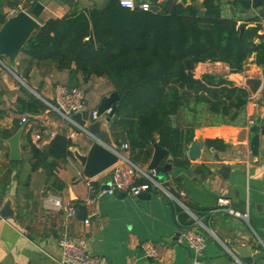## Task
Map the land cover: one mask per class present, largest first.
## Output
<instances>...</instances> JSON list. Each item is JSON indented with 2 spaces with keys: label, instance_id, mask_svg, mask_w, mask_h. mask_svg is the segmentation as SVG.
<instances>
[{
  "label": "crops",
  "instance_id": "1",
  "mask_svg": "<svg viewBox=\"0 0 264 264\" xmlns=\"http://www.w3.org/2000/svg\"><path fill=\"white\" fill-rule=\"evenodd\" d=\"M135 1L137 5L148 3V0ZM161 1L163 0H158V4ZM216 1L223 17L240 20L239 24L257 16L260 6L264 3L262 0L259 7L247 10L242 9L239 4L238 7L234 6L230 0ZM108 2L110 1L38 0L37 3L43 6V11L36 20L42 25L50 18L60 19L67 14L87 9L100 10ZM202 2L203 0H187V5L199 6ZM25 4L26 0H0V12L8 19L21 11L29 12L31 8L24 9ZM260 25V34L264 40V17ZM21 58V54H18L14 68ZM252 61L251 58L240 74L229 73L228 68L219 63H202L193 71L195 79H200L206 74L214 75L233 83L236 87L245 88L243 82L248 78L259 79L262 83L255 95L248 92L247 104L232 122L215 120L206 110L201 118L199 115L195 118H185V122L193 128V141L198 138L204 141L218 140L225 149L217 151L204 148L197 161L188 160L186 149L185 157L190 163L188 170L171 165L169 173L157 175L161 184H168L166 191L169 187L174 189L184 204L178 200L177 204L171 194L160 190L149 193L148 200H140L136 196L126 194H103L96 199L91 212L86 214L85 218L88 217L89 220L87 225L83 223L84 220L76 217L66 222L64 211L55 209L49 199H59L63 207L74 205L79 208L85 206L86 200L92 196L86 186L88 179L83 176L82 167L74 156L75 153L81 156L87 154L90 147L88 138L51 112L34 117L23 115L22 117L27 118V123L22 131L19 147L21 160H26L27 165L10 171V176H16V179L7 182L5 188L0 186V208L6 200H10L14 210L13 217L0 218V263L59 264L60 250L57 240L61 236H67L71 239H85L87 252L98 257L103 264H234L235 259L244 264H263L264 135L261 132L264 130V68L256 66ZM1 62L10 67L7 58H3ZM0 67L2 68L1 65ZM38 72L41 79L35 83L32 74ZM67 78L68 71L33 67L29 83L30 88L43 100L51 101L54 86L61 84V81L66 84ZM9 79L8 74L0 69V85L3 84L7 89L6 94L0 95V120L8 117L4 112L5 97L13 94V105L20 97L16 92L17 87L10 84ZM96 80L105 83V89H93L90 96L89 93H84L85 109L88 113L96 110L101 98L112 92V88L101 78H93L86 85ZM56 116L61 119L62 124L55 121ZM249 120H253V126L248 124ZM1 122L3 121H0V128L11 127L9 122H6V126ZM34 130L44 134H63L73 143L70 148L72 156L66 159L57 172L64 189L54 194L45 190L43 172L30 173L27 142L30 140L29 132ZM96 132L97 135L94 136L100 143L108 148L119 149L113 143L109 123L105 120L100 119ZM255 135H258L259 142L257 150L253 152L251 140ZM101 136L107 140H103ZM3 146L7 147L6 141L0 139V147ZM8 154L9 148L6 154L9 163ZM215 159L219 162H215ZM164 162L165 160L161 165ZM200 165L207 167L212 174L206 177L195 174V167ZM220 165L230 168L226 180L217 173ZM147 166L144 169H147ZM22 177L24 183L21 182ZM91 181L99 188L104 187L110 181V172L106 171ZM220 200L227 201V208L247 215L246 219L222 211L206 213L217 209ZM171 203L178 205L193 222L192 227L203 235L205 247L200 256H195L192 250L180 241L181 230L174 219ZM195 214H198V217ZM194 219L198 220L197 224H194ZM177 234L179 237H176ZM143 243H150L156 248V259L145 256L141 250Z\"/></svg>",
  "mask_w": 264,
  "mask_h": 264
},
{
  "label": "trees",
  "instance_id": "2",
  "mask_svg": "<svg viewBox=\"0 0 264 264\" xmlns=\"http://www.w3.org/2000/svg\"><path fill=\"white\" fill-rule=\"evenodd\" d=\"M37 1L26 0L24 9L32 8ZM231 2L238 7L237 1ZM158 8L157 12L137 7L130 10L108 2L100 10L50 18L21 50L22 58L14 73L28 87L33 67L68 71L66 84L70 87L79 88L93 78L104 79L120 98L109 122L114 145L126 144L131 162L144 169L157 144L167 150L174 168L188 170L185 151L194 135L193 128L179 120L182 113L188 111L195 118L197 108L204 107L211 118L232 122L249 100L245 88L214 75L195 79L193 71L202 63H219L229 73L240 74L251 58L253 64L264 68V40L260 34L264 3L257 16L241 24L235 18L223 17L216 0H203L199 6L163 0ZM6 20L0 12V27ZM20 91L14 115L34 117L50 112L43 101L23 87ZM20 127L21 119L14 118L10 128H0V139L7 141ZM205 145L217 151L225 149L218 140H207ZM72 146L63 134L55 135L42 150L35 149L28 139L30 173H44L47 192L64 189L57 172L72 156ZM162 166L156 169L157 175L162 173ZM194 173L202 177L212 174L204 165L196 166ZM7 182L0 186L5 188ZM138 185L146 186L148 193L156 191L146 180ZM167 192L182 202L174 189L169 187ZM171 208L180 230L192 228L193 222L178 205L171 203Z\"/></svg>",
  "mask_w": 264,
  "mask_h": 264
},
{
  "label": "built area",
  "instance_id": "3",
  "mask_svg": "<svg viewBox=\"0 0 264 264\" xmlns=\"http://www.w3.org/2000/svg\"><path fill=\"white\" fill-rule=\"evenodd\" d=\"M239 1V0H230ZM252 1V0H246ZM119 6L125 9L133 10L136 7L143 11H148L150 5L148 3L136 4L135 0H117ZM43 103L59 117H61L67 124H69L76 132L81 133L87 138H92L96 142L99 140L91 134L86 125L91 124L97 120L96 110L88 113L85 109L84 94L76 87H70L67 84H56L53 88V97L51 101L43 100ZM75 114H81L82 119L85 121V126H80L72 119ZM27 118H21V124H26ZM250 126L254 125L253 120H249ZM264 127V124H263ZM54 132L42 133L37 131L29 132L30 143L37 149L42 150L54 137ZM102 144V143H100ZM108 148V147H107ZM116 157V163L110 168V181L107 185L108 189H102L95 185L91 180H87L86 186L91 197L86 200L85 207L87 213L95 206L96 199L103 194L113 196L114 191L123 192L126 195L137 196L140 192H146V186L138 185L140 180H146L151 188L164 192L162 184L157 180L156 170H147L133 164L128 157V146L123 144L118 148H108ZM49 202L57 210L64 211L65 221H71L75 218L77 207L74 205H67L63 207L59 199H49ZM227 201L220 200L218 208L214 212L222 211L229 215L241 217L246 219L247 215L239 214L230 208H227ZM89 222L88 217L84 219L83 223L87 225ZM194 219V224H197ZM180 241L184 243L195 256H200L205 247V240L195 227L181 230ZM57 246L60 250L59 264H103V261L94 255L87 252V242L85 239H71L67 236H61L57 240ZM141 250L146 257L156 259L158 254L156 248L150 243H143ZM1 264V263H0ZM234 264H244L240 260L235 259ZM264 264V263H263Z\"/></svg>",
  "mask_w": 264,
  "mask_h": 264
},
{
  "label": "water",
  "instance_id": "4",
  "mask_svg": "<svg viewBox=\"0 0 264 264\" xmlns=\"http://www.w3.org/2000/svg\"><path fill=\"white\" fill-rule=\"evenodd\" d=\"M110 2H117V0H109ZM262 0H239L237 3L242 9H255L261 5ZM183 6L187 5V0H179ZM150 5L149 10L151 12L158 11V0H148ZM43 11V6L40 3H36L30 9L29 12L21 11L18 14L8 18L6 22L0 27V65L8 71L17 81L23 85L31 94L36 98L43 101V99L36 94L30 87L23 83L14 73L15 60L20 54L21 50L31 38L33 33L37 32L41 25L37 22V18ZM243 31V28L241 29ZM1 58H7L9 66H5L1 62ZM262 81L259 79L248 78L243 82V86L251 95H255L261 85ZM120 103V98L116 92H111L108 96L101 98L99 105L96 108V117L97 120L91 124L85 126V121L82 119L81 114H75L72 116V119L77 122L80 126H85L86 129L93 135H97L96 129L100 119L105 120L109 123L113 117L116 109V105ZM25 127V124H21L19 130L6 141V144L9 148L8 159L10 162H19L21 160V152L19 147V141L22 134V131ZM264 135V130L261 132ZM102 137V136H101ZM103 140L107 138L102 137ZM259 137L255 135L251 140V150L255 152L258 147ZM89 151L85 156H81L78 153H75L74 156L76 160L80 163L82 167L83 176L88 179H94L98 175L109 171L110 168L116 163L117 157L104 145L96 142L92 138H88ZM206 148L205 141L201 138L193 141L187 148V158L190 161H197L201 157V153ZM165 160L163 166L161 167V172L167 174L171 171V162L172 159L168 154L167 150L159 147L157 144L153 145V153L151 160L147 166V170H156ZM215 162L219 160L215 159ZM217 173L226 180L230 173V168L227 166L220 165ZM158 180V179H157ZM160 181V180H158ZM161 183V182H160ZM168 187L167 183L162 184L164 193L167 194L166 188ZM102 189L107 190L108 186H104ZM114 194H123V192L114 191ZM140 200H148L150 194L148 192L142 191L137 196ZM175 202L176 199L173 198ZM178 204V202H177ZM180 204V203H179ZM184 209V208H183ZM188 212V211H187ZM87 209L85 206H80L76 209L75 217L83 221L85 219ZM193 216L190 212H188ZM14 216V210L11 207V201L6 200L2 207L0 208V218L8 219ZM198 221V220H197ZM179 237V234L176 235ZM244 263V262H242Z\"/></svg>",
  "mask_w": 264,
  "mask_h": 264
},
{
  "label": "rangeland",
  "instance_id": "5",
  "mask_svg": "<svg viewBox=\"0 0 264 264\" xmlns=\"http://www.w3.org/2000/svg\"><path fill=\"white\" fill-rule=\"evenodd\" d=\"M136 2V1H135ZM2 69H3V71L5 72V73H7L8 74V76H9V82H10V84H12V85H14V86H16L17 87V95L18 96H21L22 95V93H21V91H20V87H23L25 90H27L23 85H21L18 81H17V79H15L13 76H11L3 67H2ZM33 75V82H39V80L41 79V74H40V72H38V73H35V74H32ZM21 80V79H20ZM22 81V80H21ZM23 83H25L24 81H22ZM61 84H65V82L63 81H61ZM105 87V83H103L102 81H100V80H96V81H94L93 83H91L90 85H81L80 87H79V89L83 92V94L84 93H89V95L88 96H90L91 95V93H92V91H93V89H105L104 88ZM7 89L5 88V86L3 85V84H1L0 85V95H4V94H6L7 93V91H6ZM92 90V91H91ZM28 91V90H27ZM29 92V91H28ZM88 98H90V97H88ZM13 100V94L12 95H8V96H6L5 97V101H4V109H5V113H7L8 114V117L5 119L4 118V120L2 119V120H0V121H3V122H1L4 126H6V122H9V125L12 123V119H14V118H22V116H18V115H14V105L11 103V101ZM6 105V106H5ZM197 110H198V115L200 116V118H201V116L205 113V109H204V107H198L197 108ZM187 111H184L183 113H182V115L180 116V121H184L185 120V118L187 117L188 118V116H190L189 114H188V112L186 113ZM51 113L52 114H54V115H57L56 113H54L53 111H51ZM6 114V115H7ZM57 116H59V115H57ZM56 116V118H55V121L56 122H61V124H62V121H61V119L59 118V117H57ZM202 120V119H201ZM34 131H36V130H34ZM7 151H8V146L7 147H5V146H3V147H0V185H1V183L2 182H4L5 180H8L9 182L14 178V180L16 179L15 177H12V176H7L6 175V172H9V171H14V170H16L17 168H23V167H25L26 165H27V161L26 160H21V161H19V163L18 164H10V163H8V160L6 159V154H7ZM61 167V166H60ZM8 170V171H7ZM21 182L22 183H24V179H23V177H22V179H21Z\"/></svg>",
  "mask_w": 264,
  "mask_h": 264
}]
</instances>
